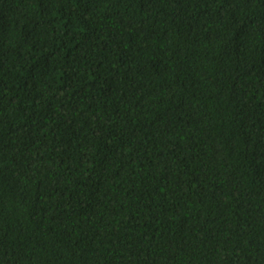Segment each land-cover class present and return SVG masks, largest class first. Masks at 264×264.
<instances>
[{
	"label": "trees",
	"instance_id": "trees-1",
	"mask_svg": "<svg viewBox=\"0 0 264 264\" xmlns=\"http://www.w3.org/2000/svg\"><path fill=\"white\" fill-rule=\"evenodd\" d=\"M0 264H264V0H0Z\"/></svg>",
	"mask_w": 264,
	"mask_h": 264
}]
</instances>
